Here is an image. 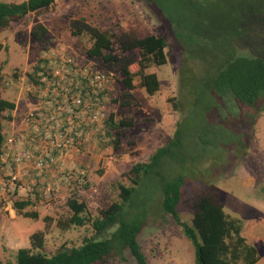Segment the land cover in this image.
<instances>
[{
	"label": "rangeland",
	"instance_id": "obj_1",
	"mask_svg": "<svg viewBox=\"0 0 264 264\" xmlns=\"http://www.w3.org/2000/svg\"><path fill=\"white\" fill-rule=\"evenodd\" d=\"M160 4H165L173 19H161L144 0H53L50 6L0 29V95L15 104V109L0 115L5 136L42 97L44 83L36 68L54 56H67L105 73L109 79L103 102L107 116L112 115L114 121L124 117L133 120L132 126L117 134L107 117L105 138L96 135L95 142L85 139L78 151L70 147L66 156L75 167L62 170L55 166L50 177L36 181L37 196L33 193L32 201L21 211L13 208V202L26 198L29 189L0 192V264H13L18 248H30L34 232H43L41 251L46 254L97 237L91 222L118 200L119 184L131 185L132 165L147 162L175 132L177 139L169 146L170 154L163 155L135 186L121 211L128 222H141L137 240L147 263L195 264L192 241L161 206L162 184L180 179L184 194L178 208L180 220L191 223L192 202L188 198L194 186H217L223 193L225 213L241 220V234L261 256L257 264H264V95L253 106L238 108L230 104L225 93L197 82L209 67L212 71L215 59L232 51L264 58V0H162ZM197 7L207 14L212 30H205L206 44L188 42L186 48L175 25L186 20L196 23V16L201 17ZM75 21L111 34V52L117 60L88 58L85 51L91 44L90 36L86 32L74 35ZM39 23L46 28L41 42L30 33ZM123 32L166 40V62L146 69L156 74L160 84L152 95L140 86L136 74L138 50L119 48L117 37ZM124 64L135 73V87L127 96L121 82ZM10 166L1 162L0 177L6 176ZM68 197L86 204L84 225L61 227L71 215ZM26 212H36L37 218ZM116 227H111V232ZM100 264H135V259L124 249Z\"/></svg>",
	"mask_w": 264,
	"mask_h": 264
},
{
	"label": "trees",
	"instance_id": "obj_2",
	"mask_svg": "<svg viewBox=\"0 0 264 264\" xmlns=\"http://www.w3.org/2000/svg\"><path fill=\"white\" fill-rule=\"evenodd\" d=\"M144 1L156 11L161 19L167 17L173 19L168 15L169 11L165 4H160L162 0L160 3L158 0V2L156 0ZM52 2L53 0H23L21 2L0 0V29L9 26L12 21H17L30 12L50 6ZM199 9L197 7L201 17L199 19L196 16V23L193 20H186L182 21L180 27L173 23L179 40L186 48L189 47L188 42L197 44V46L206 44L208 37L205 30H212L208 28L207 14L202 13V9ZM194 10L195 8L192 7L190 13H195ZM197 24L201 26L197 27ZM72 28L74 35L86 32L90 36L91 44L85 51L88 58H100L104 62L117 60V56L111 52L112 35L107 31H100L78 21L74 22ZM30 33L34 39L41 42L46 34V28L39 23L33 27ZM117 42L122 51L138 50L137 64L139 68L136 74L140 78V86L149 95L154 94L159 89V80L155 73L147 72L146 69L150 65H162L166 62V40L156 35L140 37L134 33L123 32L117 37ZM219 60L215 59L212 63L214 65H211L213 66L212 71L210 72L209 67L208 72L206 71L203 74L204 76L201 75L197 82L206 86L209 90L225 93L230 98V104L232 103L238 108L253 106L259 97L264 95V58L255 55H238L232 51L228 55H223ZM121 74L123 76L121 82L126 89L125 95L127 96L135 87L133 82L135 73L129 70L128 64H124L121 68ZM14 108L13 101L2 98L0 95V115L2 112L12 111ZM108 120L111 130L117 134L132 126L133 123L132 117H124L114 121L112 115H110ZM177 134L175 132L166 146L158 147L147 162H136L132 165L129 172L131 174V185L119 184L118 200L102 209L100 215L91 222L97 237L84 238L79 245L69 248L60 247L55 253L46 254L41 251L44 242L43 232H34L30 236L31 247L18 248L15 252L13 264H100L108 261L111 257H114L115 253H120L124 249L130 251L135 259V264H148L137 240L141 222H128L124 219L121 211L124 203L128 201L134 192L135 186L154 165L160 163V158L163 155L170 154L169 146L173 144L174 139H177ZM4 141L5 134L0 126V153L4 150ZM181 182L182 180L177 179L162 184L160 189L162 193L161 206L164 212L170 214L176 223L182 227L185 236L192 241L195 248V264H255L259 260L258 251L241 234V220L230 217L225 213L223 193L217 186L213 184H208L204 188L194 186L192 194L188 198L192 202L191 223L187 224L180 220L178 208L184 196ZM38 187V182L28 185V196L22 200H14L13 208L21 211L29 205L33 193L37 196L35 190ZM66 205L70 209L71 215L61 223V227L84 225L87 221L84 214L86 204L78 201L75 197H68ZM25 215L37 218L36 212H26ZM114 225L117 227L111 232V227ZM105 232L108 235L100 237Z\"/></svg>",
	"mask_w": 264,
	"mask_h": 264
},
{
	"label": "built area",
	"instance_id": "obj_3",
	"mask_svg": "<svg viewBox=\"0 0 264 264\" xmlns=\"http://www.w3.org/2000/svg\"><path fill=\"white\" fill-rule=\"evenodd\" d=\"M37 75L44 83L42 97L5 136L0 153V161L11 165L0 177L3 193H19L25 182L30 185L50 177L55 166L72 170L75 164L66 156L70 147L78 151L85 139L105 138L108 116L103 102L109 86L105 73L70 57L54 56L40 64Z\"/></svg>",
	"mask_w": 264,
	"mask_h": 264
},
{
	"label": "crops",
	"instance_id": "obj_4",
	"mask_svg": "<svg viewBox=\"0 0 264 264\" xmlns=\"http://www.w3.org/2000/svg\"><path fill=\"white\" fill-rule=\"evenodd\" d=\"M34 104V103H33ZM30 105H32V104H30ZM15 109V108H14ZM11 133V132H10ZM29 165H27L26 166V168L28 169L29 167H28ZM49 177V176H48ZM27 184H28V181H27V183L25 182V184H22L21 185V187L19 188V190H21L22 191V189L23 188H25V190H26V188H27ZM27 192V191H26ZM28 193V192H27ZM260 260H261V256H259V260L255 263V264H257L258 262H260Z\"/></svg>",
	"mask_w": 264,
	"mask_h": 264
}]
</instances>
